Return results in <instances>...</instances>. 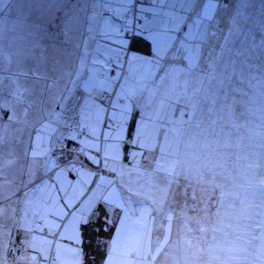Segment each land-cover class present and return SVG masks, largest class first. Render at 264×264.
<instances>
[{"label":"rangeland","instance_id":"1","mask_svg":"<svg viewBox=\"0 0 264 264\" xmlns=\"http://www.w3.org/2000/svg\"><path fill=\"white\" fill-rule=\"evenodd\" d=\"M94 2L95 0H3V3H0V51L4 54L2 75L5 77L3 94L5 107L0 110V133L10 130L13 125L10 118L7 117L8 111L21 110V105H16L11 109L5 103L11 100L9 86L12 82L8 79L10 76L17 77L21 89L23 87L29 89L30 95L28 94V97L23 95V102L29 103L35 110L36 105L43 102L42 109L39 111H21L27 114L40 112L47 116L48 111H55L57 115L62 114L61 108L57 106V101L61 93L66 90L67 84V88L72 87L69 84V80L72 78L71 74L79 73L85 82L89 79V71L91 76L98 81L105 78V75L102 78L99 75L98 78L93 67L98 69L103 67L104 71L108 72L106 75L110 78L114 74L113 69L116 76L117 74L121 77L129 75L128 65L127 63L125 65L123 63L125 59H122L128 58L126 53H122L119 62L123 65L122 67H117V61L111 63L113 68L108 66V62L113 56L112 50L117 45L101 31L100 17L103 13L95 20L90 19L93 15L91 4ZM85 4L89 7L87 10L81 11L80 9H83ZM248 11L255 13L251 24L255 39L259 41V25L262 22L260 0H250ZM105 18L107 19V17ZM43 22H48L51 29L48 26L41 27ZM217 23L222 31L219 38L214 41L216 51L219 52L222 47H233L234 41L236 42L235 46L239 47L235 36L228 37L227 24L219 21ZM66 24H71V26L64 29ZM53 34L56 37L52 36ZM128 39L132 40L131 37ZM97 40L105 43V47L109 51H103L99 47L100 44L96 47ZM133 42L135 39L132 40L130 49ZM62 47L75 50L77 53L81 50L84 55L77 57L78 55L75 54V57L69 58L70 62H67L62 58L65 59V55H69L70 51L62 53L60 51ZM128 54L131 57L132 52L130 51ZM102 55L104 58L100 59V62L98 57L101 58ZM33 56H35L34 61L31 60ZM139 56L152 59L154 58L153 50L147 57ZM9 59L11 64H9ZM98 63L101 65L99 66ZM248 63L254 64L256 67L246 70L243 82L235 84V87L243 89V93L231 92L225 101L226 105L230 106L223 113V123L228 126L231 132L228 148L221 144L205 141L202 137L189 140L185 137L177 138L175 134L170 137L168 145H165L170 152L169 162L176 159L183 160L184 166L191 170L192 178L190 181L183 176L178 178L177 184L173 185L174 192L168 197L160 214L150 211L148 217L142 222L140 206L124 203V196L131 195L130 186L137 188L140 184L150 183L141 177L144 176L145 170H154L156 167V161L160 156L156 141L136 148L135 160L125 163L119 159H109L108 167L114 168L115 171L105 173L104 179H108L106 183L111 186V194L121 192L120 203L124 204V209L115 208L111 217L112 224H115L114 231L112 237L106 239V242H109L118 238L122 242L121 247L112 257L114 264H145L144 255L137 250L136 230L138 228L142 230V244L148 250V259L151 260V264H261L260 259L242 253L239 246L233 242L234 237L230 235V233L242 230L237 227V216L242 213L239 201L245 199L246 195L250 198L251 191L264 179V171L253 172L245 166L252 153H264V136L262 135L264 105L259 104L264 102V68L260 66L258 60H250ZM142 71L141 69L137 72V78ZM21 73L28 75H20ZM121 82L123 81L121 80ZM251 83L252 85L247 87ZM253 85L255 94H252L250 90ZM82 88L83 84H81L80 90L75 92L77 97L80 96ZM5 95L7 97H4ZM246 95L247 98H245ZM254 97L257 98L259 105L252 103ZM32 117H29L28 123L20 124L18 132L13 135L11 141L3 138V145L0 146V201H3L0 210L17 208L25 213V219H32L31 213H34V216L36 214L41 216L43 212L42 193L37 189L41 188L42 184H47L49 193L44 216L48 218L56 212V206L63 194V188L66 187V182L61 180L65 185L62 187V183L45 181L50 180L49 176L54 175L53 171L63 172L66 176L71 172L74 174V177L71 174L73 181L78 177L75 172L68 170L69 161L73 160V156H69L70 151L66 153V158L62 159L60 155L61 143L68 142H56L57 137L61 134L67 136L70 130L63 126L57 127L56 116L50 118L52 122L48 118L41 119V115L34 116L33 119ZM170 117L176 121V127H181V116L178 110L170 113ZM183 119L187 120L188 117L185 116ZM145 123L148 124L145 131L151 132V123L147 120ZM152 123H155L154 117ZM164 126V122L161 121L160 128ZM167 127H172V125L168 124ZM22 130L23 132H21ZM102 130L107 131L98 127L97 134ZM124 135L126 137L127 132ZM86 140H89L87 131L80 134L79 145L73 143L71 147L83 146ZM158 140L160 144H164L163 136L158 135ZM16 146H21V158H18L14 151ZM86 151L90 155L96 154L94 148L86 149ZM51 161L61 162L64 166L56 167L50 163ZM76 167L79 168L78 163ZM212 175L216 176L215 180L211 179ZM111 177L113 179H110ZM97 180L92 176L87 183L81 185H95ZM159 183L161 187H164L163 180H160ZM188 184H191V187H188L187 196H185V187ZM1 185L3 186L1 187ZM144 192L147 193L148 189L145 188ZM154 194L159 199L160 193ZM70 195L75 197L76 201L73 203L82 196L81 193L77 195L73 189ZM193 195L195 199H193ZM133 199H137V197ZM218 201L223 202V208L219 215L216 214ZM233 201H236L235 205ZM147 203H152V201L148 200ZM209 204L211 207L208 208V214L199 210ZM152 206L156 207L154 203ZM35 208H39L40 211H36ZM153 216L155 221L151 219ZM121 220H125L123 227L120 224ZM35 222L44 224V221L36 216ZM144 224L147 225L146 229ZM0 227L4 228V222H0ZM34 229L40 233L43 227L38 228L37 224H34L33 230L30 231L34 232ZM199 229H203V231ZM88 230L90 229H86L83 233L84 252L101 253L102 249L98 248V242L101 241L97 238L99 234L90 236ZM58 231L63 232V229ZM92 231L98 232L95 227ZM76 232V235L80 234L78 231ZM118 232H122L119 237H117ZM4 235L7 236V234ZM28 237L37 241L33 249L24 255L16 257L14 255L7 264H64L61 262V257L58 256L57 246L62 241L61 237H65V235L61 236L59 233V235L51 237V241L46 238L49 237L46 235L36 238L29 235ZM54 238L57 239L54 240ZM73 242L71 240L66 242L69 251L76 249ZM47 247H50L49 253L56 255H50L51 261L44 256L47 255ZM6 251L11 252L7 249ZM39 256L44 261L34 263L33 260ZM2 263L0 261V264Z\"/></svg>","mask_w":264,"mask_h":264},{"label":"snow or ice","instance_id":"2","mask_svg":"<svg viewBox=\"0 0 264 264\" xmlns=\"http://www.w3.org/2000/svg\"><path fill=\"white\" fill-rule=\"evenodd\" d=\"M88 7L85 4L80 10H87ZM249 7L250 0H150V3L147 0H95L91 4L93 15L90 19L95 20L105 12L109 14L104 31L117 45L112 50V55L118 62L117 67L123 66L119 63L122 53L129 51L132 40L136 38L151 43L154 58L147 59L132 54L125 59L129 75L123 77L117 74L115 78H110L105 74L103 80L91 77L85 82L79 73L71 74L69 84L72 87L69 89L66 86L57 101L62 114L48 111L47 116L41 115V119L56 116L57 127L63 126L70 130L67 136L61 134L57 137L56 142H68L61 143L60 155L63 156L65 151L72 153L73 160L69 161L68 170L76 173L78 184L87 183L89 177L96 176L101 171H115L108 167L107 161L110 158L135 160V149L155 140L160 152L156 167L154 170H145L141 177L150 183L140 184L137 188L130 186L131 195L124 196V203L140 206V219L143 222L150 211L157 214L163 211L179 177L183 176L189 181L192 178V172L184 166L183 160L169 162L170 152L165 145H168L170 137L174 134L177 138L185 137L189 140L202 137L205 141L221 144L225 148L230 146L228 141L231 132L223 123V113L230 107L225 101L231 92L243 93V89L235 87V84L242 82L246 70L256 67L248 61L258 60L264 68V0H260L262 22L259 25V41L255 39L251 24L255 13L249 12ZM149 14L151 20L148 19ZM141 19L145 21L143 26L139 23ZM217 21L227 24L228 37L235 36L239 47L235 46L234 41L233 47H222L219 52L216 51L214 41L222 31ZM3 56L0 51V110L5 107ZM141 69L143 71L137 78V72ZM8 79L15 85L9 95L15 102L22 103L23 91L16 76ZM81 84L84 92L77 97L75 92L80 90ZM177 110L181 116V127H176V121L170 117V113ZM185 116L188 117L187 120L183 119ZM153 117L155 123H152ZM12 119H15L14 110ZM146 120L151 123V132L145 131L148 127ZM161 121L165 125L163 128H160ZM168 124L172 127H167ZM98 127L107 131L102 130L97 134ZM85 131L89 140L83 146L71 147L73 143L79 145V136ZM158 135L163 136L164 144L159 143ZM2 143L3 137L0 136V144ZM89 148H94L96 154L90 155L86 151ZM50 163L60 167L56 161ZM77 163L79 168L76 167ZM93 165L96 167L93 168ZM101 165L103 169L100 168ZM245 166L253 172L264 171V153H252ZM62 175L63 172H59L56 178L59 179ZM100 179L104 181V176L100 175ZM211 179L215 180L216 176L212 175ZM160 180H163L164 187L160 186ZM47 187V184H42L37 191L46 193ZM188 187L191 184L185 187V196ZM145 188L148 189L147 193L144 192ZM156 192L160 193L159 199L154 194ZM49 197L51 198L50 194ZM134 197L137 199H133ZM74 198H61L62 208L56 217L59 223H54V228L66 229L71 225L74 231L80 233L73 242L76 246L75 264H89L84 252V231L93 225L97 231H107V226L112 224L111 217L115 208L124 209V204L120 203V194L113 192L106 198L97 199L94 205L90 204L92 210L85 217L83 214H76ZM148 200L152 203L146 204ZM153 203L156 207L152 206ZM217 203L216 214L219 215L223 202ZM239 206L242 213L237 216V227L242 230L230 233L234 237L233 242L242 253L260 259L261 264H264V259H261L264 258V179L251 191L250 198L246 195L245 199L239 201ZM210 207L209 204L199 210L208 214ZM68 217L71 219H66ZM151 219L155 221L154 216ZM120 224L123 227L125 220H121ZM146 227L144 224L145 229ZM136 231L137 250L144 255L145 264H151L148 250L142 244V230L138 228ZM21 235L23 237V231ZM48 235L55 237L59 235V231L49 228ZM121 235L122 232L117 233V237ZM25 242L26 237L22 238L21 245ZM121 245L118 238L109 242L99 241L98 248L104 252L101 264H114L112 257Z\"/></svg>","mask_w":264,"mask_h":264},{"label":"bare ground","instance_id":"3","mask_svg":"<svg viewBox=\"0 0 264 264\" xmlns=\"http://www.w3.org/2000/svg\"><path fill=\"white\" fill-rule=\"evenodd\" d=\"M37 1V0H36ZM70 14H72V13H70ZM140 21H144L143 19H141ZM100 24H101V22H100ZM35 26H38V25H35ZM46 26H48L49 27V29H51L50 28V26H49V23L48 22H43L42 24H41V27H44V28H46ZM67 26H71V24H66L65 25V27H64V29L67 27ZM52 36H55V34H53ZM56 37V36H55ZM150 44V47H151V49H152V46H151V43H149ZM97 47V46H96ZM60 51L62 52V53H64L65 51H70V53H69V55H65V59H63L62 58V60H65V61H67V62H70V59L69 58H74L75 56V54H77L78 56L77 57H79V56H82V55H84V53L83 52H81V50H80V52L79 53H77L75 50H72V49H67V48H65V47H62L61 49H60ZM109 51V50H108ZM130 51L132 52V54H139V55H143V53L141 54V53H139V52H137V51H135L133 48H131V49H129V51H127V52H125L126 53V55H127V57L129 58L130 56H129V54L128 53H130ZM30 57V56H29ZM145 57V56H144ZM147 57V56H146ZM104 58V56L102 55L101 56V58L100 57H98V59H99V61H100V59H103ZM123 60L124 59H126V57H124V58H122ZM31 60L32 61H34L35 60V56H33V57H31ZM57 62V61H56ZM101 62V61H100ZM114 62H116V60H115V58H114V56H112L111 58H110V60H109V62H108V66L110 67V68H113L114 66H112L111 65V63H114ZM90 63H91V61H90ZM123 63L126 65V62L125 61H123ZM98 65L100 66L101 65V63H98ZM96 67V66H95ZM93 71L96 73V75H97V77L99 78V75H100V78H102L103 77V75H105V74H108V72L105 70L104 71V69H103V67H101V69H98V68H94L93 67ZM113 72H114V74L111 76V78H114L115 76H116V72H115V70L113 69ZM88 77H92L91 76V73H90V75H88ZM243 82V81H242ZM241 82V83H242ZM125 103V102H124ZM81 106H82V101H81ZM8 113L10 114V121H11V123H13V125L11 126V128H10V130H6L4 133H0V136H2L5 140H12V137H13V135H15L16 134V132H18V128L20 127V124H26V123H28L29 122V117L30 116H37V115H42L43 113H40V112H38V113H36V114H34V113H30V114H27V113H24L23 111H21V110H19V109H17L16 111H15V119H12V116H13V112H9L8 111ZM238 113H240L239 111H238ZM33 114V115H32ZM33 117H32V119H33ZM54 117V116H53ZM52 117V118H53ZM49 119V118H48ZM20 131V130H19ZM21 132H23V130L21 131ZM21 135H23V134H21ZM3 145V143L2 144H0V146H2ZM20 148H21V146H16L15 147V149H14V151L16 152V155H17V157L18 158H21L22 157V153H21V151H20ZM32 150H33V147H32ZM34 151V150H33ZM29 152H30V149H29ZM28 152V153H29ZM66 153H68V151H65V153H64V155L62 156V159L63 158H66ZM29 155H30V153H29ZM69 156H72V154H71V152H70V154H69ZM7 162H9V161H7ZM7 162H5L6 164H7ZM123 162V161H122ZM125 163H127V161H124ZM57 163L60 165V167H62V166H64L61 162H58L57 161ZM109 163V160L107 161V164ZM3 166L5 167V164L3 163ZM96 166H93V168H95ZM100 168L101 169H103V165H101L100 166ZM55 171H53L52 173L54 174V176H56V174H57V172H55ZM105 173H107V172H104V171H101L98 175H96V176H93V178H97L98 180L100 179V175H105ZM71 174H72V176L74 177V174L73 173H69L68 174V176H66L65 174H63L62 175V177H59V179L60 180H65L66 179V177H67V179H66V187L65 188H63V190H62V192H64L63 194H62V196H61V198H63V199H67L69 196H71L70 194H71V190L73 189L74 191H75V193L77 194V195H79L80 193H81V190L83 191L82 193V196L80 197V199H78L77 200V202H74L73 204L74 205H76V208H75V212H76V214L78 215H80V214H83V215H85V217H86V215H87V212H83V211H80V210H78L79 209V207L82 205V206H84V204L83 203H81L82 201H84L85 200V196H92V192H93V190L94 189H97L98 187H95L96 186V183L98 182V180L95 182V185H90V187H88L87 185H81V184H78V183H75V184H73V182L70 180V179H72V177H71ZM54 176H49V179H51L49 182H52V183H54L53 182V177ZM78 179V178H77ZM76 179V180H77ZM90 179V177L88 178V180ZM110 179H113V177H111ZM108 179H104V181L106 182ZM94 182V181H93ZM68 184H70L71 185V187L69 188V186H68ZM3 185H1V187H2ZM62 187L63 186H65V185H61ZM109 187V190H111V186H109L108 185V183H107V188ZM69 188V189H68ZM71 189V190H70ZM101 189L102 190H106L105 189V187L103 186V185H101ZM70 190V192L68 193V191ZM47 191H49V188H47ZM109 194H111L110 192H108ZM66 194V195H65ZM119 194H121V192L119 193ZM65 195V196H64ZM94 195V194H93ZM90 196V197H91ZM179 198V197H178ZM63 199H59V201H58V203H57V206H56V212L54 213V214H52L50 217H48V218H45V216H44V209H45V207H46V205H47V202H45V203H42L41 205L43 206V212H42V214H41V216L39 215V214H36L35 216L37 217V218H40L42 221H44V224H39V223H36L35 222V216H34V213H31V215H32V219H25L24 218V216H25V213H23L21 210L19 211V209L17 210V208H14L13 210H0V222H4V227H6V226H8V225H11L12 226V229L10 230V232L7 234V236L6 235H4V234H2L1 232H0V261H2L3 263L2 264H7V263H9L13 258V256L15 255V257L16 256H19V255H24L25 253H27V252H29V251H31L32 249H33V247H34V245H35V243L37 242V241H35V240H31L28 236L30 235L32 238H36V237H38V236H43V235H46V236H49L48 235V230H49V228H51L49 225H48V223H49V221L50 220H52V219H56L55 221L58 223V221H57V214L59 213V211H61V208H62V204H63ZM73 201H76L75 199H73ZM2 203H3V201H0V206L2 205ZM4 207V206H3ZM35 210L36 211H40L39 210V208H35ZM69 211H71V209H68ZM6 211V212H5ZM56 215V216H55ZM34 216V217H33ZM54 216H55V218H54ZM66 219H71L70 217H68V218H66ZM9 222H11V223H9ZM31 224H33V226H31ZM34 224H37V227L38 228H41V227H43V229L40 231V233H37L36 232V230L34 229V232H31L30 230H33V228H34ZM52 229V228H51ZM21 230L22 231H24V235H23V237H22V235H21ZM53 231H58V230H54V229H52ZM64 231L65 232H73L74 230H73V228H72V226L71 225H68V227L66 228V229H64ZM59 233H62L61 231H59ZM6 236V237H5ZM3 237H5V238H3ZM24 237H26V242L23 244V245H21V240H22V238H24ZM47 239H49L50 241H51V236H49V237H46ZM58 238V237H57ZM57 238H54V240H56ZM57 248H58V246H57ZM6 249L7 250H10L11 252H8V251H6ZM92 254H94V257H92L94 260H93V263H91V264H99V262H98V257H97V255L94 253V252H92ZM61 255V254H60ZM45 256V258H47L48 260H50L51 261V257L49 256V255H44ZM51 256H56V255H53L52 253H51ZM60 257H64V256H60ZM41 259H43L41 256H39L38 258H36L35 260H33V262L34 263H38L39 261H44V260H41Z\"/></svg>","mask_w":264,"mask_h":264},{"label":"crops","instance_id":"4","mask_svg":"<svg viewBox=\"0 0 264 264\" xmlns=\"http://www.w3.org/2000/svg\"><path fill=\"white\" fill-rule=\"evenodd\" d=\"M147 3H150V0H147ZM105 17H107V19H109L110 17H109V14L108 13H103V15L100 17V22H101V24H100V27H101V31H102V33H105V31H104V26H105ZM148 19L149 20H151L152 19V17H151V15L149 14L148 15ZM139 23H140V25L141 26H143V24L145 23V21H139ZM102 38L104 39V36H102ZM100 44V48L103 50V51H108L109 49L108 48H106L105 47V43H101V42H99L98 40H97V42H96V46H98ZM123 53H125V52H123ZM89 75H90V71H89ZM88 78H90V77H88ZM88 78H86L85 77V79H88ZM82 92H84V90H83V88L81 89V93ZM81 93H80V95H81ZM85 95H87V93H85ZM54 176V175H53ZM67 176H68V174H67ZM62 177V176H61ZM51 180V179H50ZM49 180V181H50ZM53 182H55V183H57V184H61L62 182H61V180L60 179H57V178H55V176L53 177ZM72 182H73V184H75V183H77V180H72V179H70ZM49 181H45V182H49ZM64 182H66V179L65 180H63ZM50 183V182H49ZM62 185H63V183H62ZM101 185H103L104 187H105V189L106 190H102L101 189ZM48 186V185H47ZM68 186H69V188L71 187V185L70 184H68ZM98 186V188L97 189H94L93 190V194H92V196L90 197V196H85V200L84 201H82L81 203H83L84 204V206H80L79 207V209L78 210H80V211H83V212H87V215L91 212V210H92V208L90 207V204H92V205H94L95 204V201L97 200V199H99V198H101V197H108V195H109V193L108 192H110V190H109V187L107 188V183L105 182V181H101V179H99L98 180V182L96 183V186L95 187H97ZM88 187H90V186H88ZM47 188H49V186L47 187ZM68 188V189H69ZM71 190V189H70ZM70 190L68 191V193L70 192ZM42 193V196H41V202H43V203H45L46 201H47V197H48V193H49V191H47L46 193H44V192H41ZM62 193H64V192H62ZM66 195V194H65ZM64 195V196H65ZM37 199V198H36ZM79 215V214H78ZM87 215H86V217H87ZM54 223H57L54 219H52V220H50L49 221V223H48V225L52 228V229H54V230H56L55 228H54ZM58 223H59V221H58ZM76 231H73V232H65L64 231V229H63V232L61 233V236H64L65 235V237H61L62 238V241L59 243V245H58V249H59V254H58V256L60 257V256H64V257H61V262L62 263H64V264H75V256H74V253H75V251H76V249H74L73 251H69L68 250V248L66 247V242L68 241V240H71V241H74L75 240V236H76ZM49 240V239H48ZM50 252V247H47V252H46V254L48 255L49 254V256L51 255V253H49ZM61 254V255H60Z\"/></svg>","mask_w":264,"mask_h":264},{"label":"trees","instance_id":"5","mask_svg":"<svg viewBox=\"0 0 264 264\" xmlns=\"http://www.w3.org/2000/svg\"><path fill=\"white\" fill-rule=\"evenodd\" d=\"M149 44V42L148 41H142L141 39H135V42H133L132 43V48L135 50V51H137V52H139V53H143V55L144 56H149V55H151V53H152V49H151V47H150V44ZM252 61V60H251ZM17 78V77H16ZM252 85V83L250 84V85H248L247 87H249V86H251ZM67 86H68V84H67ZM9 88H10V90H12V89H14L15 88V85L14 84H12V83H10V86H9ZM22 91H23V95H26L27 97H28V94L30 95V91H29V89L27 88V87H23V89H21ZM251 92H252V94H255V86L253 85L252 87H251ZM7 92V91H6ZM4 97H7V95H5ZM248 96L246 95V97L245 98H247ZM241 101H242V97H241ZM6 104H7V107L8 108H13V107H16V105H21L20 106V109L21 110H25V111H27V112H30L31 110L32 111H34L35 110V108L34 107H32L29 103H27V102H23V104H21V103H17V102H15V100L11 97V100L10 101H8V102H5ZM252 103L253 104H256V105H259V104H262V105H264V102H261V103H259L258 104V102H257V98L256 97H254L253 99H252ZM42 104H43V102H40L39 104H37L36 105V110H35V112L36 111H39V110H41L42 109ZM10 105V106H9ZM241 114H242V112H241ZM7 117H9L10 118V114L9 115H7ZM263 127H264V124H263ZM262 135L264 136V130H262ZM13 210V209H12ZM114 226H115V224H112V225H108L107 227H108V230L107 231H103V230H100V231H98V232H95V231H92V229L95 227L94 225L93 226H89V227H87V229H90V230H88L87 232L90 234V236H93L94 234H95V236H96V234H99L98 236H97V238L99 239V240H103V241H105L106 242V239L109 237V238H111L112 237V234H113V231H114ZM12 229V226L11 225H8V226H6V227H4V228H2V227H0V232L2 233V234H8L9 232H10V230ZM91 252H92V246H91ZM96 255H97V257H98V262H99V264H101V261H102V258H103V256H104V252H103V250H102V252L101 253H95ZM85 255H86V258H87V260H88V262H89V264H91V263H93V258L92 257H94V254H92V253H90L89 251H88V253H85Z\"/></svg>","mask_w":264,"mask_h":264}]
</instances>
